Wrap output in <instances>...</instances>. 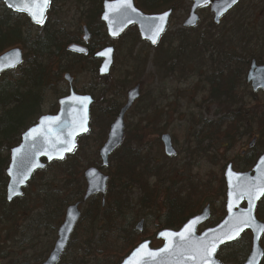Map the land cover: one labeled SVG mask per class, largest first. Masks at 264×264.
<instances>
[{"label":"trees","instance_id":"1","mask_svg":"<svg viewBox=\"0 0 264 264\" xmlns=\"http://www.w3.org/2000/svg\"><path fill=\"white\" fill-rule=\"evenodd\" d=\"M103 1L79 0L83 5L94 3L97 7V11L90 14L87 19L90 28L97 27L95 21L98 20L99 29L94 28L95 31L92 29L96 38L94 46L97 49L112 44L105 33L104 25L100 23ZM185 2V0H138V5L145 13H158L169 9L175 12L178 5ZM241 12L243 10L238 6L232 15L225 16L219 26L214 25L212 21L208 22L205 32L181 29L172 33L169 39L164 37L163 40H167L168 47H163L162 40L154 53L152 63L157 66L158 78L163 76L162 80L157 82L161 85L178 73L180 80L182 72L187 69L199 70L200 79L205 83L202 90L206 98L202 105L206 108L217 107L219 120H206L203 116L199 121L193 117L191 119L193 127L195 129L202 127L201 131L193 135L191 142L207 144L206 150L214 147L216 149L215 145L220 143L227 149L243 138H253L255 134L258 139L255 155L258 157L264 152V102H259L261 95L251 91L250 100L258 106L249 110L244 102V96L239 91H242L241 83L251 60L262 62L258 44L261 41L260 36L264 34V24L254 27L249 18ZM86 14H89L88 11ZM18 20L29 22L26 17L12 14L5 6L0 7V54L15 45H21L26 51L25 64L0 78V226L1 223L10 225L18 221L31 223L25 231V236L23 233L20 247L27 248L32 254L38 252L33 264H42L52 249L57 228L63 220L67 206L82 201L85 195L84 171L89 166L98 167L99 162L95 165L89 161L83 162L85 152L80 149L83 143L81 139L79 148L73 155L68 156L65 162L47 164L43 171L35 174L22 198L11 204L7 202L6 170L10 162L11 149L19 144L21 134L41 116V108L47 94L55 90L57 83H61L63 73L75 71L84 60L66 51L67 45L76 42L77 37L65 38L55 29L56 26L48 24L43 30L37 28L38 34L33 38L30 36L28 26ZM123 39L126 44H130L129 47L126 46L129 57L125 65L131 72H127V79L123 81V85L128 88L133 80L129 78L139 79L145 72L147 67L145 64L149 61L150 55L141 52L135 54L140 39L134 30L128 31ZM176 45L178 47H175ZM260 48L264 52V43ZM70 59L73 63L72 68L64 65V62ZM89 64L91 68H98L99 65L96 59ZM182 65L184 68L179 69ZM202 70L206 71V75H201ZM107 90L106 95L113 96L114 92ZM102 97L104 104H107L106 111L108 109L109 116L107 114V117H104L101 113L97 115L98 112L93 109L91 129L108 124L107 119L112 120L121 107L120 102L116 104L110 100L105 101L104 96ZM166 106H161L158 100L150 96L147 99H143L142 96L140 103L133 108L138 123L132 129L128 126L123 146L111 156L108 169L111 180L105 205L103 206L101 197L89 201L74 238L68 246L64 258L66 261L69 262L67 256L73 251L74 256L81 258L75 260L74 264H120L147 235L132 230L142 214L154 210L155 217L161 218L163 229L173 230H179L196 215L192 194L187 195L173 190L183 181L173 182L171 185L167 182L169 189L165 196L160 194L158 184L154 186L150 184L152 178L160 176L162 170L158 162L161 158L148 160L146 157L151 152L143 149V140L149 134L148 129H152L155 123L167 122L169 118L164 114L167 112ZM205 107L203 106L204 109ZM250 128H253V133L249 131ZM101 131V134L105 133L104 128ZM144 152L146 156H143ZM156 153L161 155L159 148ZM158 182L162 183V179L160 178ZM198 189L199 187L194 188L193 193ZM134 192L139 193L137 204L132 200ZM262 202L259 205L260 217H264V200ZM161 203L163 207H160ZM131 216L135 217L132 219ZM129 220L133 224H129ZM43 229L50 232L48 242L39 236V231ZM28 232L32 233L29 238L26 237ZM76 240L81 242L78 248L75 245ZM118 244L123 248L117 249L120 246ZM38 245L43 249L41 255L37 249ZM250 248L251 240L246 233L236 244L226 247V250L233 251L232 254L222 250L218 258L226 264H243L250 253ZM25 257L30 256H24V264H30Z\"/></svg>","mask_w":264,"mask_h":264},{"label":"rangeland","instance_id":"2","mask_svg":"<svg viewBox=\"0 0 264 264\" xmlns=\"http://www.w3.org/2000/svg\"><path fill=\"white\" fill-rule=\"evenodd\" d=\"M190 6L191 3L186 1L184 3H180L178 5V10L174 12V15L172 17V21L170 23V26L168 28V33L165 36L166 39L170 38V35L174 32H178L183 28V23L187 20L186 18L189 15L190 12ZM238 6H240V9L243 10V12L246 15L247 18H249L250 23L254 25V27H259L260 24H264V0H247L243 1V3H240ZM1 7V5H0ZM51 14V18L49 20V23L55 24L58 32L62 34L65 38L67 37H81L83 36V27L81 25H89L88 24V17L90 14L97 11V7L95 6L94 3H91V5L88 4H81L79 0H57L56 5L53 8ZM88 11L89 14H86ZM240 13V14H241ZM231 15L233 14L230 13ZM229 14V16H230ZM199 16L201 19V22L199 25L195 28L199 30V32L204 31L208 22L211 23L213 21L211 12L209 7L204 8L199 12ZM228 16V17H229ZM232 18V17H231ZM96 26H93L90 30H94V28L99 29V23L98 20L95 21ZM94 22V23H95ZM209 23V24H210ZM26 28V27H25ZM95 31V30H94ZM205 32V31H204ZM204 34V33H203ZM69 38V39H70ZM129 40V38H127ZM163 40L162 43H164L163 47H168L167 40ZM261 41L258 44V49L260 50L259 56L262 59V63H264V52L263 49L260 47L264 43V34L260 36ZM126 41V40H125ZM119 43V41H118ZM117 43V44H118ZM129 44V43H128ZM125 42L120 44L119 46V53L116 55V60H115V65L114 69L112 71V74L108 76L105 80V85L109 87L113 92H116L119 96L115 100L114 98L108 97L107 100L110 101H115V102H121L123 103V99L126 97L128 91L130 90L131 87H133V84H138L141 82L143 84V99H147V97L150 95L151 91L153 94L155 93H162L163 91V84H158L157 82H160L162 80L163 76H160L158 78V72H157V66L152 63V59L155 56V51L158 48H152L149 44H144L140 43L137 45V48L135 50V54L137 53H142V54H148L149 56V61L146 62L145 66V72L141 75L139 79L137 78H129L133 79L131 80V86L126 88L123 85V81H125L126 74L130 70L125 64L128 59L129 52L126 50V46L128 45ZM130 45V44H129ZM128 45V47H129ZM175 47H178L176 45ZM143 59V58H142ZM79 63V65L76 67L77 71H74L75 78H76V83L74 85L75 90L80 91V92H86L90 91L96 83H98V79L95 78L94 75V69L91 68L89 63ZM65 66L73 67L72 59L70 61H65L64 62ZM84 66V69H83ZM198 67L197 65H195ZM68 67V68H69ZM72 70V69H71ZM131 72V71H129ZM66 73V72H65ZM64 73V74H65ZM201 75H206V71L202 70ZM63 74V75H64ZM62 75V78H63ZM180 73L176 74L175 76L172 75L170 79H167V88H166V95L167 93L176 91V93H187L183 99L180 100V103L178 104V111L179 115H175L173 118L167 120L166 123H155L154 127L152 129H148L145 139L143 140L144 146L143 149L146 151H150L151 154L148 155L147 153V159L152 160L153 158L158 159L161 158V161L158 162V166L161 167V173L160 176L152 178L150 180L151 186H154L155 184H158L160 188V194L165 196L167 190L169 189L167 186V182L169 185H171L173 182L177 183L178 181H183V183H179L176 185V188L173 190L180 191L183 194L189 195L190 193L192 194V198H194L193 204H195V213L199 214L201 211L204 209V207L207 204L211 205L212 208V222L211 224H215L222 220L224 213H225V208L223 207L225 205V185L222 183V179L224 177V172L223 169L225 166L230 163L234 162L237 165V157H241V154L244 150L248 151V145L252 142V139L249 138H243L242 141H237L233 147L223 148L222 143L216 144V149L214 148H209V150H206L207 144H204L202 146H199V144H194V142H191V138L193 135L197 133V131H201V127L199 126L197 129H195L192 125V118L195 117L196 119H199L200 117L204 116V119L206 120H214L217 121L219 120L217 113L218 109L217 107H209L206 108L205 105L203 104V101L205 100L204 92L197 95V93L193 94V90L195 89L193 86L190 85V82L183 81V77L178 80ZM74 76V74H73ZM205 77V76H204ZM205 79V78H204ZM63 83L60 85L58 84L56 86L55 90H51L50 93L47 94L45 101L43 102V106L41 108V113L40 114H49L51 111H55L58 108V99L61 97L60 94L63 93H68V84L62 79ZM180 81V82H178ZM197 81V79H195ZM194 81V82H195ZM205 81V80H204ZM202 82L200 81L199 84H197V88L202 90ZM102 89V87L100 88ZM97 88L98 92L96 94L99 103V107L96 109V113L100 112V109L103 110L104 115H107L106 106L104 102L102 101V90ZM56 91V92H54ZM105 92V91H104ZM92 93V92H89ZM241 93H246L244 96V102L247 106V108L250 110L254 108L255 106L257 107L258 105H254L253 101L251 102L250 96L247 94V91L245 90L244 92L241 91ZM59 94V96H58ZM116 94V95H117ZM259 102L263 103L264 102V95H261ZM169 100L162 99L159 101V104L166 105V103ZM204 106L205 109L202 110L201 108L198 107ZM162 108V107H161ZM253 110V109H252ZM97 115H100V113ZM109 114V113H108ZM105 117V116H104ZM93 119V117H92ZM138 118L136 114L131 111L126 119V124L127 128H133L138 122ZM100 123V122H99ZM107 123V122H106ZM101 124V123H100ZM111 125V121L108 122V124H102L100 127H96L95 129L93 128L91 132L86 136V138L83 139V143L80 146L81 150H83L85 153L83 155V162L89 161V163L96 164L100 163V157L98 156V151L101 148V145L105 142L107 138V133L109 126ZM108 127L107 129H105ZM104 128L105 133L101 134V130ZM126 128V131L128 130ZM250 132H254L253 128L249 129ZM128 132V131H127ZM164 133H168L172 136L173 138V143L175 144V147L178 151L179 156L176 158V160H170L166 156H164L163 151H162V146L160 149V138ZM255 136V134H254ZM160 150V154H157V150ZM206 152H208V155H206ZM145 155V152L143 154ZM150 158V159H149ZM153 161V160H152ZM84 164V163H83ZM239 164V163H238ZM87 169V168H86ZM162 179V183L158 182L159 179ZM199 187L197 191H194V188ZM132 200L134 201V204H137L138 198H139V193L134 192L132 194ZM263 203V202H262ZM163 207V204H160V207ZM138 209V208H137ZM85 210V209H84ZM150 211L146 212L145 214H142L138 219H137V224L139 223L140 220H145L146 221V227L145 230L143 231L147 235L145 236L146 238L153 239L155 238V235L157 234V231L163 229L162 227V222L160 221L161 218L154 215L155 211ZM150 215V216H149ZM259 215V213H258ZM149 216V217H148ZM132 219L135 216H131ZM262 217V216H261ZM262 220H264V217H262ZM32 222H34L32 220ZM129 224H133L131 220L128 221ZM31 223L29 222H24L21 223L18 221V223L14 224H6V223H1L0 226V242L1 240L5 239V237H9V239H13L15 241V244L13 243H8L7 244V254L12 257H3V262L4 264H12V261L10 259H16L20 258V261L24 264V256H30V257H25L30 264L35 263V258L38 256V252L35 251V253H31L27 248L20 250V241L22 240L23 242V233L25 236V231L28 229V226ZM25 229V230H24ZM6 231V232H5ZM35 234V233H34ZM49 234L50 232L47 231L46 229L40 230L39 231V236L41 238L45 239V242L49 241ZM32 236L31 232H28L26 234V237ZM78 238V237H77ZM76 238V239H77ZM82 239V238H81ZM79 239V240H81ZM78 240V239H77ZM75 242V245L80 247L81 242ZM44 242V243H45ZM111 242V241H110ZM155 242V241H154ZM50 243V242H49ZM74 245V246H75ZM120 245V244H118ZM160 243H155V247H158ZM23 248V247H22ZM123 248L122 245H120L117 249ZM11 249V250H10ZM38 251H40V255L42 252V247L38 245ZM13 250V251H12ZM20 250V253H17ZM226 250V249H225ZM230 254H232V250H226ZM70 261L75 262V260H80V256H74L73 251L72 254L69 253L68 256ZM45 259V258H44Z\"/></svg>","mask_w":264,"mask_h":264},{"label":"water","instance_id":"3","mask_svg":"<svg viewBox=\"0 0 264 264\" xmlns=\"http://www.w3.org/2000/svg\"><path fill=\"white\" fill-rule=\"evenodd\" d=\"M7 6V8L15 12L19 15H27L31 23L38 26H44L47 20V13L52 5L48 6L44 19L45 22L43 25L37 24L33 19V16L29 14V11L36 12L37 8L28 9L24 4L21 3V0H1ZM240 0H237L235 4L231 3V0H193L192 9L189 13V16L184 23V27L188 29H192L195 27L199 21L198 11L203 8V6L210 5L211 12L214 15V23L219 24L222 17H224L228 12L236 7ZM52 2V0H51ZM121 3V0H106L103 3V16L101 18L102 22L106 23L107 26V34L111 37V39L121 37L126 29L129 26L136 25L138 26V32L140 33V37L143 41L147 43H151L152 46H157L161 37L166 33V29L170 23V17L173 13L172 10L169 12H164L160 14H144L142 11L138 10L135 7V0H131L132 6L136 9V12H132L129 10L119 9L118 6ZM113 5V9L110 11L108 5ZM19 9V10H18ZM166 20L164 22V31L159 35L157 39V43L153 44L151 39H149V33L145 31V18L148 17H159L165 16ZM108 16L109 19H105L104 17ZM125 17L128 19L126 20ZM113 32H116V35H113ZM84 40L88 41L90 39V35L87 29L84 30ZM111 50V51H109ZM114 51L113 47H109L104 49V51L96 54L100 60H103L99 75L101 77L108 76L111 73L112 66L114 63ZM20 54V60L22 63L16 64L15 67H9L7 64L4 65L3 70H0V76L5 73V71L13 70L17 66L23 64V51L19 48H15L10 50L3 55L0 56V60H6L9 57H13L14 53ZM68 52L79 54V55H87L88 49L85 47L71 45L68 49ZM106 69V70H105ZM248 75V83L252 85L253 91L256 93L258 91H264V65L258 66L256 61L252 62L250 71ZM66 79L71 83L69 76H66ZM71 93L69 96L62 98L59 100L60 109L57 115H47L42 116L37 121V123L30 127L25 133L21 136V142L19 146L12 149L10 156V164L7 169V177L9 179V185L7 188L8 202L21 198L23 195V189L27 187V185L32 180L34 174L39 170H42L45 167L44 160L47 163H54V161L63 162L65 161V157L67 155H71L74 153L77 148V139L85 136L90 129V107L93 104L92 97L89 95H78L70 90ZM141 96V88L140 85L132 88L128 92L127 103L120 110V113L117 119L113 122L110 127L109 135L106 143L103 145L104 147L100 150V157L102 160V168L106 169L109 166V159L112 154H114L117 150L120 149L125 139V117L129 113V110L133 107V105L138 101ZM88 97L89 100L85 104L79 102V98ZM83 121L84 128H79L80 122ZM76 130L74 135L69 136L68 133L70 131ZM35 130V131H34ZM68 140L73 145L72 151H63L66 144L61 143V141ZM162 143L164 144V154L168 157H173L176 154L173 144L171 143V139L169 135H164L162 137ZM19 150V155H18ZM63 156V159L60 157ZM264 161V155L258 160L256 166L254 167L252 172L249 173H235L232 169V166H229L225 172L226 174V185L228 186L227 190V215L222 223L213 229H208L203 232L202 235L197 234V229L209 220L210 213L208 211H204L201 215L191 218L190 221L184 225L178 232L173 230L161 231L157 235L158 240L164 241V246L158 248L157 250L152 249L151 241L146 240L139 244L138 247L125 259L122 264H198L195 260H190L186 258V253L184 256L181 255L184 252V249L181 248L182 242L178 237L176 238H165L161 236V233L164 232H174L179 233L188 228L189 232L193 234V239L195 240H208L212 238H223V241H217L216 252L213 256L214 264H222L220 261L216 259L217 251L220 247L225 244L234 243L241 235H243L246 231L250 230L252 232V253L247 259L246 264H261L262 259L264 257V250L261 247V238L264 234V231L260 229L264 228V224L261 223L256 217V210L258 203L264 198V196H259L257 199L253 201L254 206L249 204V200L247 196L243 199L237 198V190L236 185L243 183L248 180H256L257 177H260L262 173H264V164L261 163ZM29 165L31 168L29 169ZM26 171L27 176L22 175V172ZM84 179L86 180V195L83 201L75 205H71L67 208L65 212V219L60 225L57 232V242L54 246V250L51 252L47 261L44 264H58L61 261V257L67 249L68 243L74 233L75 229L78 226V222L81 219V211L80 207L82 204H85L97 195H102L103 201L107 193V185L110 181L109 176L105 175L99 168H88L84 174ZM15 193V194H14ZM246 202V206L244 209L241 207ZM232 205L231 211H229V205ZM241 213L251 214V223L249 226L245 227L242 232H240L239 236L235 239H227L225 233L229 228V223L232 222ZM143 223H140L138 229L142 230ZM169 239L172 240V243L169 244ZM147 245V248L137 254V249H140L142 245ZM169 249V252H165L164 249ZM149 252L158 253V255L153 258L148 255ZM134 254H136L134 256Z\"/></svg>","mask_w":264,"mask_h":264},{"label":"flooded vegetation","instance_id":"4","mask_svg":"<svg viewBox=\"0 0 264 264\" xmlns=\"http://www.w3.org/2000/svg\"><path fill=\"white\" fill-rule=\"evenodd\" d=\"M56 1L57 0H53L52 1V6L50 7V9H49V11H48V16H47V22H46V24H45V26L47 27V25L48 24H50L51 26H56L55 24H51V23H49V20H50V18H51V12H52V10H54L53 8H54V6L56 5ZM105 2V0L103 1V3ZM103 3H102V14H101V17L103 16ZM0 5H1V8H2V6H5L6 7V5H4L3 3H1V0H0ZM135 7H137V9H139V10H141L140 8H139V5H138V0H135ZM7 8V7H6ZM8 9V8H7ZM9 10V9H8ZM10 11V10H9ZM142 12H144L143 10H141ZM165 11H167V10H165ZM165 11H161V12H158V13H163V12H165ZM11 12V11H10ZM12 13V12H11ZM145 13V12H144ZM158 13H154V14H158ZM12 14H14V15H18V14H16V13H12ZM146 14V13H145ZM18 16H21V15H18ZM23 17H26L28 20H29V18L25 15V16H23ZM101 17H100V23H102L101 22ZM29 22H30V20H29ZM103 25H104V30H105V33L107 34V26H106V24L105 23H102ZM32 26H34L33 24H32ZM81 27H83V31H84V29L86 28L87 30H88V32H89V34L91 35V37H90V39L88 40V41H85L84 40V37H85V35L83 34V36H81V37H77V40H76V42H72L71 44H69V45H67V52H68V49H69V47L71 46V45H77V46H83V47H85V48H87L88 49V54L87 55H84V54H82V55H79V54H74V53H70V52H68V53H70V54H74V55H77L80 59H84L81 63H83L84 62V65H86L85 63H91L92 62V60H94V59H96L97 61H98V63H99V65H98V68H93L94 69V75H95V78H97L98 79V83H96L95 85H93V87H92V89L90 90V91H88V94L92 97V99H93V102H94V105L91 107V109H90V113L92 112V110L93 109H97L98 107H99V103H100V101H98V99H97V96H96V94H97V92H98V90H97V88L98 89H100L101 87H102V89H103V87H104V85L106 84L105 83V80H106V78L108 77V76H110L111 74H112V71H113V69L115 68L114 67V65H115V60H116V55H118V53H119V46H120V44H122L123 45V43H124V37L126 36V34H127V32L128 31H130V30H134L136 33H138V26H135V25H132V26H129L127 29H126V31L124 32V34L121 36V37H119V38H117V39H115V40H112L111 38H110V36H109V34H107L108 35V38H109V40H110V42L112 43V44H108L107 46H105L104 48H102V49H97V47H95L94 45H96V38H94V35H93V33H92V31L90 30L91 28L89 27V25H81ZM34 28H38V26H34ZM139 34V33H138ZM139 39H140V43H144V44H149L150 45V43H146V42H144L142 39H141V37H140V35H139ZM118 41H119V43H118ZM118 43V44H117ZM151 46V45H150ZM107 47H113L114 49H115V54H114V64H113V68H112V71H111V73L108 75V76H105V77H100L99 76V69H100V66H101V64H102V62L103 61H101V60H99L97 57H95L96 56V54L97 53H99V52H101L102 50L104 51V49H106ZM15 48H19V49H21L22 51H23V64H21L20 66H17L15 69H13V70H8V71H6L5 73H8V72H12V71H16V69H18V68H20L21 66H23L24 64H25V62H26V60H25V57H26V51H25V49L21 46V45H15L14 47H12V48H9V49H7L6 51H4V53H6V52H8V51H10V50H13V49H15ZM95 48V49H94ZM4 53H2V54H0V55H3ZM255 61V60H254ZM257 62V61H256ZM257 64L259 65V66H261V65H264V63H260V62H257ZM177 68V67H176ZM181 68H184L183 67V65L182 66H180V68L179 69H181ZM83 69H84V66H83ZM249 70H250V66L249 67H247L246 68V75L244 76V79L242 80V91L244 92L245 90L247 91V94L249 95L250 94V92L252 91V85L250 84V83H248V80H247V78H248V75H249ZM75 71H77V69L75 70ZM64 74V73H63ZM73 74H74V76H73ZM75 72L74 71H72V72H70V73H65L64 75H63V78L61 77V83H57L56 85H55V89H56V86L58 85V84H62L63 83V81H62V79L68 84V87H69V89H68V93L66 94V93H61L60 94V98L58 99V101L60 100V99H62V98H64V97H67V96H69L70 95V93H71V89H73V91H75L77 94H79V95H84V94H87L86 92H80V91H77V90H75V88H74V85H75V83H76V78H75ZM5 75V74H4ZM70 76V80H72V82L70 83L67 79H66V76ZM182 77H183V81H186V82H190V85L191 86H193L195 89L193 90V94H195V93H197V95L199 94V92H200V94L202 93V91L203 90H201V89H199V88H197V84H199L200 83V81H201V79H200V75H199V70L197 71V69H187L186 71H183L182 72ZM195 79H197V81H195ZM195 81V82H194ZM178 82H180V81H178ZM202 82V81H201ZM140 85V88H141V97L143 96V90H144V88H143V84L141 83V82H139V84H134L133 85V87H131L130 88V90L132 89V88H134V87H136V86H139ZM202 85H205V83L204 82H202ZM106 86V85H105ZM163 91H162V93H155V94H153V92H155V91H151V93H150V98H152V99H154V100H158V101H161L162 100V98L163 99H165V100H169L168 101V103L169 104H166L167 106L165 107V110H167V112L166 113H164L169 119H171V118H173L175 115H177V116H180L179 115V107H178V104L180 103V100L181 99H183L184 97H185V95L186 94H188V92L187 93H179L178 94V92L176 93V91H173V92H168L167 93V95H166V88H167V82L166 81H164V84H163ZM203 88V87H202ZM102 89H100V90H102ZM107 89H110L109 87H104V89L102 90V94H100V95H102V96H104V99H105V101L108 99V96L106 95L107 94ZM111 90V89H110ZM129 90V91H130ZM105 91V92H104ZM128 91V92H129ZM89 92H92V93H89ZM113 92V91H112ZM204 92V91H203ZM240 92V94L241 95H245L246 93H241V91H239ZM117 93L116 92H114L113 93V96H109V97H111V98H114L115 100L118 98V94L116 95ZM256 94H258V95H262V92H258V93H256ZM250 96V95H249ZM127 97H128V93H127V95H126V97L123 99L124 101H123V103L121 104V107L119 108V111H118V114L120 113V110L122 109V107L124 106V104H126L127 103ZM102 100H103V98H102ZM57 101V102H58ZM112 102H114V103H116L117 104V102H115V101H112ZM121 103V102H120ZM140 103V101L139 102H137L136 104H134L135 106L137 105V104H139ZM105 106L107 107V104L105 103ZM134 106V107H135ZM198 107L199 108H201L202 110H204V108H203V106L201 107L200 105H198ZM58 109H59V107L57 108V110H53V111H51V113H49V114H55L57 111H58ZM105 112H106V110H105ZM107 112H108V109H107ZM131 112V111H130ZM129 112V113H130ZM99 113H101V115L102 116H106V115H104V112H103V110L102 109H100V112ZM109 113V112H108ZM107 113V114H108ZM118 114H116L115 116H114V118L112 119L113 120V122L115 121V119L118 117ZM129 115V114H128ZM128 115H127V117H128ZM107 116H109V114L107 115ZM106 116V117H107ZM127 117H126V119H127ZM91 118H92V113H91ZM126 119H125V122H126ZM168 119V120H169ZM108 121H111L112 122V120H109V119H107ZM112 124V123H111ZM111 126V125H110ZM110 126H109V128H110ZM126 127H127V125H126ZM108 131H109V129H108ZM108 134V133H107ZM164 134H168V133H164ZM163 134V135H164ZM109 135V134H108ZM108 135H107V138H106V140L108 139ZM162 135V136H163ZM170 135V134H169ZM161 136V137H162ZM254 138H257V137H254L253 136V138H251L252 139V142L248 145V151H246V150H244L243 152H242V154H241V157H237V160H236V162H237V165L234 163V162H230V163H228L226 166H225V168L223 169V172L225 173L226 172V170H227V168L229 167V166H232V169H233V171L235 172V173H240V174H244V173H248V172H252V170H253V168H254V166H256V164H257V160L264 154V153H262L260 156H258L257 157V155H255V152H256V150H255V147H256V145H257V142H258V139L256 140V139H254ZM170 139H171V143L173 144V147H174V149H175V152H176V155L175 156H173V157H167L165 154H164V156H166L168 159H170V160H176V158L179 156V154H178V151H177V149H176V147H175V144L173 143V138H172V136L170 135ZM105 140V141H106ZM162 138H160V141H159V143H161L159 146H160V149H161V146H162V151H163V149H164V145H163V143H162ZM195 144H197V143H195ZM198 145V144H197ZM199 146H202V145H199ZM257 153V152H256ZM206 155H208V152H206ZM256 157V158H255ZM254 162V163H253ZM239 163V164H238ZM244 169H246V170H244ZM223 173V174H224ZM226 174H224V177H223V184L225 185V188H226V190H227V185H226ZM225 190V191H226ZM225 196V203H227V194H225L224 195ZM87 206V205H86ZM86 206L83 208V210L84 209H86ZM104 206V205H103ZM206 209L204 210V211H208L209 213H210V215H209V220L207 221V222H205L204 223V225L201 227V229H199L198 231H199V233L201 234L204 230H206V229H209V228H213L214 226H216V225H218L219 223H221V221L223 220V218H222V220H220L219 222H217V223H215V224H211V222H212V214H213V212H212V208H211V205L210 204H207L206 206ZM224 208H225V213H224V216L226 215V213H227V207H226V205H224L223 206ZM245 207V206H244ZM259 208H260V206H259ZM203 211V210H202ZM201 211V212H202ZM84 212V211H83ZM201 214V213H200ZM197 216H199V214L197 215ZM223 216V217H224ZM260 216V215H259ZM257 217H258V213H257ZM259 218V217H258ZM259 220H260V218H259ZM262 223H264V221H262V220H260ZM137 226V225H136ZM77 230V229H76ZM75 234V233H74ZM73 238H74V235H73ZM73 238H72V240H73ZM27 241H29L28 239H26ZM71 240V241H72ZM55 241H57V236H56V234H55ZM55 241H54V243H53V245H52V249H54L53 247H54V245H55ZM13 243V244H15V241L13 240V239H3V240H1V245H0V264H4V262H3V257L5 256V257H8V259L9 258H12V257H10L8 254H7V244L8 243ZM71 243V242H70ZM22 244V240L20 241V243H19V245H21ZM161 244V243H160ZM227 246H229V245H225V247H222L220 250L222 251V250H225L226 249V247ZM51 249V250H52ZM11 250V249H10ZM20 250L22 251V247H20ZM20 250L17 252V253H20ZM219 250V251H220ZM13 251V250H12ZM65 258V255L62 257V261H61V263L60 264H63V263H66V259H64ZM23 259V258H22ZM10 261H12V264H23L22 263V261H20V258H16V259H10ZM222 262V261H221ZM262 264H264V259H263V262H262Z\"/></svg>","mask_w":264,"mask_h":264},{"label":"snow or ice","instance_id":"5","mask_svg":"<svg viewBox=\"0 0 264 264\" xmlns=\"http://www.w3.org/2000/svg\"><path fill=\"white\" fill-rule=\"evenodd\" d=\"M237 0H231L232 4H235ZM21 3L26 6L29 10L32 8H37L38 10L36 12L29 11V14L33 16V19L37 24L43 25L45 22L44 14L48 8V6L51 3V0H21ZM109 10L111 11L113 9V5H108ZM119 9L124 10H131L132 12H136V9L132 6L131 0H121V3L116 6ZM19 10V9H18ZM106 20L109 19L108 16L104 17ZM127 20L128 18L125 17ZM166 20L165 16H159V17H148L145 18V31L148 32L149 39H151L152 43H157V39L159 35L164 31V22ZM116 32H113V35H116ZM111 51V50H109ZM22 63L20 60V54L14 53L13 57H9L6 60H0V70H3V67L5 64L9 67H15L16 64ZM106 70V69H105ZM88 97H82L79 98V102L82 104H85L88 102ZM79 128H84L83 121L80 122ZM79 130L74 129L73 131H70L68 133L69 136L74 135L75 131ZM85 131H87L86 128H84ZM35 131V130H34ZM61 143L66 144L67 147L63 149V151H72L73 145L70 141L65 140L61 141ZM175 154V153H172ZM19 155V150H18ZM63 159V156L60 157ZM262 164H264V161H261ZM31 168V165H29V169ZM22 175L25 177L27 176V172L23 171ZM237 190V198L243 199L245 196H247L249 200V204L254 206L253 201L257 199L259 196H264V173L261 174L260 177H257L256 180H248L244 181L243 183H240L236 185ZM15 194V193H14ZM232 205H229V211H231ZM229 223V228L227 232L225 233V236L227 239H235L239 236L240 232L244 230L245 227L249 226L251 223V214L248 213L247 215L244 213H241L240 216L236 217L234 221L227 222ZM261 231H264V228L260 229ZM162 237L165 238H176L178 237L179 240L182 242L181 248L184 249V252L181 253L182 256L186 255L187 259L195 260L198 262V264H214L213 256L216 252L217 248V241L220 242L223 241V238H212L208 240H195L193 239V234L189 232L188 228H185L184 231L179 233L174 232H164L161 233ZM172 243V240L169 239V244ZM147 248V245H142L140 249H137V254L143 251ZM165 252H169V249H164ZM136 254H134L135 256ZM148 255L150 257L155 258L158 253L155 252H149ZM134 264V262H133Z\"/></svg>","mask_w":264,"mask_h":264},{"label":"bare ground","instance_id":"6","mask_svg":"<svg viewBox=\"0 0 264 264\" xmlns=\"http://www.w3.org/2000/svg\"><path fill=\"white\" fill-rule=\"evenodd\" d=\"M20 23L28 26V30L30 32V36L31 37H35L37 34H38V29L37 28H34V26H32L31 22H27V21H24V20H18ZM132 230L135 232L136 230V227H133ZM81 260V259H80ZM78 261V260H77Z\"/></svg>","mask_w":264,"mask_h":264}]
</instances>
